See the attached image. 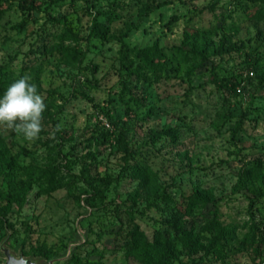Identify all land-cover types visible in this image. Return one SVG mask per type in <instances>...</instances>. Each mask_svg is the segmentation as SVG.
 <instances>
[{
	"label": "rangeland",
	"instance_id": "374dc122",
	"mask_svg": "<svg viewBox=\"0 0 264 264\" xmlns=\"http://www.w3.org/2000/svg\"><path fill=\"white\" fill-rule=\"evenodd\" d=\"M262 5L0 0V81L27 75L47 105L36 141L0 127V241L7 228L13 252L39 257L82 233L83 264H136L125 255L134 228L163 241L158 231L184 220L209 245L216 216L227 257L194 264L264 258ZM152 47L165 55L158 74L122 60Z\"/></svg>",
	"mask_w": 264,
	"mask_h": 264
},
{
	"label": "trees",
	"instance_id": "16d2710c",
	"mask_svg": "<svg viewBox=\"0 0 264 264\" xmlns=\"http://www.w3.org/2000/svg\"><path fill=\"white\" fill-rule=\"evenodd\" d=\"M261 9L257 12L259 18L264 19V0ZM122 60H137L139 68L141 66L142 71L152 75L158 74L163 70L161 60L164 58L162 51L156 48H145V49H125L122 53ZM77 53H73L70 58L76 59ZM131 63L133 61H130ZM130 63V64H131ZM15 80L0 81V97H2L4 91L7 87L13 83ZM39 92V88H37ZM118 144L120 148L128 154V149L125 144V138L120 135L118 139ZM196 201L195 198L191 200V205ZM190 205V206H191ZM188 206L185 209V214H191V207ZM186 212H190L186 213ZM187 222L182 221V223L176 228L171 227L166 233H161L158 231L160 236L164 239L154 238L149 239L148 236L138 228H134L126 239V257L132 260L136 264H184L181 258H187L192 264L195 262V258H201L202 253H212L219 260H225L227 254L225 252V245L223 244L224 230L218 223L216 216H213L211 220L208 221V230L215 231L217 233L216 239H214L211 244L204 245L198 235L194 236L193 232L186 226ZM7 232V228H5ZM172 236L180 244V249H177L171 241L168 240L167 236ZM254 241L251 242V246ZM78 248V247H77ZM255 257L264 256V244L262 241L255 246L254 249ZM23 253V252H22ZM24 255V253H23ZM44 259H50L54 254L43 248L40 250V254ZM58 255V254H57ZM26 256V255H24ZM37 257V256H36ZM71 264H83L81 257L77 254H73L70 261Z\"/></svg>",
	"mask_w": 264,
	"mask_h": 264
},
{
	"label": "clouds",
	"instance_id": "9594fccd",
	"mask_svg": "<svg viewBox=\"0 0 264 264\" xmlns=\"http://www.w3.org/2000/svg\"><path fill=\"white\" fill-rule=\"evenodd\" d=\"M46 109L45 97L38 93L37 85L30 83L27 75L19 77L0 97V127L22 135L27 141H36L43 131ZM61 130V125H55L50 138L55 140L56 132Z\"/></svg>",
	"mask_w": 264,
	"mask_h": 264
},
{
	"label": "water",
	"instance_id": "95a60500",
	"mask_svg": "<svg viewBox=\"0 0 264 264\" xmlns=\"http://www.w3.org/2000/svg\"><path fill=\"white\" fill-rule=\"evenodd\" d=\"M9 236L10 232L7 230L6 236L0 241V252L4 257L2 264H61L71 258L77 247L85 242V237L82 235V233H80L82 241L71 242L64 252L46 260L42 257H36L34 255L24 256L21 250H19L16 254L7 246Z\"/></svg>",
	"mask_w": 264,
	"mask_h": 264
},
{
	"label": "built area",
	"instance_id": "2783aa9c",
	"mask_svg": "<svg viewBox=\"0 0 264 264\" xmlns=\"http://www.w3.org/2000/svg\"><path fill=\"white\" fill-rule=\"evenodd\" d=\"M255 264H264V258L256 260Z\"/></svg>",
	"mask_w": 264,
	"mask_h": 264
}]
</instances>
